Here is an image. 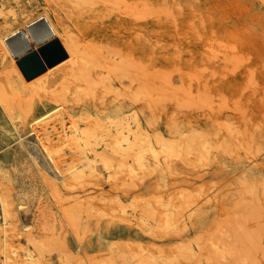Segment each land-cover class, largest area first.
<instances>
[{
	"label": "rangeland",
	"instance_id": "374dc122",
	"mask_svg": "<svg viewBox=\"0 0 264 264\" xmlns=\"http://www.w3.org/2000/svg\"><path fill=\"white\" fill-rule=\"evenodd\" d=\"M99 7L0 0V264H264V0H140V22L153 21L138 34L141 67L153 58L155 75L153 94L140 97L156 122L145 143L106 148L90 168L70 164L68 145L30 160L10 143L18 132L34 140L22 132L27 104L50 105V116L90 96L63 98L76 79L64 81L61 66L38 85L26 80L2 41L29 40L41 19L58 39L100 23ZM37 47L30 40L27 52ZM55 169L86 176L55 192L42 181H57Z\"/></svg>",
	"mask_w": 264,
	"mask_h": 264
},
{
	"label": "bare ground",
	"instance_id": "6f19581e",
	"mask_svg": "<svg viewBox=\"0 0 264 264\" xmlns=\"http://www.w3.org/2000/svg\"><path fill=\"white\" fill-rule=\"evenodd\" d=\"M79 1L83 2V0ZM94 1L99 3L100 7L97 10L102 11V20L96 25L79 27L75 32H64L62 37L57 39L56 29L41 19L28 28L29 40L27 34H20L14 35L9 41H2L9 53L18 58L17 66L22 59L33 52L36 53L45 69L32 79L37 80L35 85L43 82L53 68L61 66V76L64 81L68 76L76 79L74 89L67 90L63 98L67 99V96H70L73 99L78 97V93L90 96L88 101L69 108L58 109L50 116L48 114L54 109L50 105L27 104L26 129L23 128L22 132L34 135V140L24 142L23 135L17 131L18 136H11L10 143H15V147L23 148L30 160L37 156H45L51 150H56L63 145H68L75 148V159L70 158V164L77 160L83 164V167L90 168L92 160L107 157L106 148L121 151L124 148L136 147L140 143H145V137H142V133H145L143 130L152 129L153 131V124L156 123L154 107L150 103H142L140 97L149 96L148 93L153 94L154 64L153 58L150 57L146 67L148 72L142 70L143 54L138 39L142 26L147 25L152 31L153 21L150 20L145 24L140 22L142 17L139 9L140 0ZM150 38H152L151 35ZM54 39L58 40L65 58L51 68L46 66L38 50ZM30 40L38 46L36 51L27 52L30 49ZM148 53L152 55L153 48H150ZM26 80L29 79L26 78ZM173 129L172 127L171 130ZM154 135L157 134L154 133ZM154 137L156 141L157 137ZM168 140L165 141L168 142ZM146 144H148L147 141ZM5 145L8 146L9 143ZM23 158L24 155L20 151H12L14 161L22 163ZM70 166L72 165H69L66 170H69ZM51 175L52 179L57 181H49L46 178L42 181L50 184L53 190L58 192L60 186H65L66 178L74 176L77 179L86 176V173L74 170L65 175L63 171L55 169ZM71 198L68 197V199ZM75 200L76 198L72 199V201ZM72 203L69 210L82 205V202ZM46 207L40 205V216L44 218ZM57 224L60 225V223ZM28 240L39 245L37 255L42 256L41 241H36V237L32 235L28 236ZM34 262L32 261L31 264Z\"/></svg>",
	"mask_w": 264,
	"mask_h": 264
},
{
	"label": "water",
	"instance_id": "95a60500",
	"mask_svg": "<svg viewBox=\"0 0 264 264\" xmlns=\"http://www.w3.org/2000/svg\"><path fill=\"white\" fill-rule=\"evenodd\" d=\"M38 52L44 58L47 67H52L65 58V54L57 39L50 41L47 45L40 48ZM18 66L28 79L36 77L45 69L34 52L22 59Z\"/></svg>",
	"mask_w": 264,
	"mask_h": 264
}]
</instances>
